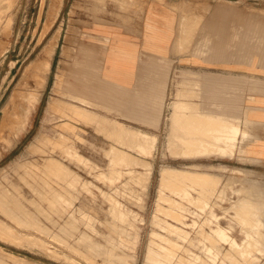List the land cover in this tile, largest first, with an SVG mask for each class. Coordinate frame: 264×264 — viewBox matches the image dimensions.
Masks as SVG:
<instances>
[{"label": "rangeland", "instance_id": "obj_1", "mask_svg": "<svg viewBox=\"0 0 264 264\" xmlns=\"http://www.w3.org/2000/svg\"><path fill=\"white\" fill-rule=\"evenodd\" d=\"M147 1L0 0V264H264L248 124L228 108L264 93V0H158L178 13L173 54L225 70L154 58L120 89L87 32ZM202 84L210 116L175 126Z\"/></svg>", "mask_w": 264, "mask_h": 264}, {"label": "crops", "instance_id": "obj_2", "mask_svg": "<svg viewBox=\"0 0 264 264\" xmlns=\"http://www.w3.org/2000/svg\"><path fill=\"white\" fill-rule=\"evenodd\" d=\"M177 23L178 13L170 5L158 0H148L134 23L105 24L88 31L87 35L93 37L91 45L97 50L99 76L117 88L133 89L143 78V74H148L142 66L148 69L153 65L154 58H168L198 75L208 74L210 68L225 70L219 64L210 67L209 61L201 57H178L173 54ZM180 58L182 61H179ZM193 88L186 90L188 94L176 101L177 106L183 108L185 113L171 111L170 116L177 127L187 124L195 115L198 118L206 116L207 119L210 116L208 87L202 84L201 87ZM257 90L259 89H254ZM261 90L264 91V87ZM231 91L238 92L242 89ZM245 93L241 102H229L228 108L236 115L235 109L240 106L241 116L248 124L244 129L248 137L242 145L241 154L253 163L240 169L251 175L248 177L252 182L249 188H252L255 198H258L257 202L261 203L264 202V93L247 94L248 89H245ZM195 94L197 97H192ZM218 107V110H222V105Z\"/></svg>", "mask_w": 264, "mask_h": 264}, {"label": "bare ground", "instance_id": "obj_3", "mask_svg": "<svg viewBox=\"0 0 264 264\" xmlns=\"http://www.w3.org/2000/svg\"><path fill=\"white\" fill-rule=\"evenodd\" d=\"M196 7H197V6H196ZM202 7H203V6H202ZM204 7H205V6H204ZM205 9H206V8H205ZM226 12H227V11H226ZM196 13H197V12H196ZM194 23H196V22H194ZM198 24H199V22H198ZM195 26H196V25H195ZM70 97H71V96H70ZM34 98H36V97H34ZM38 98H39V97H38ZM30 99H32V98H30ZM30 99H29V100H30ZM72 99H73V98H72ZM72 99H71V100H72ZM31 101H32V100H31ZM78 102H79V101H78ZM80 103H81V102H80ZM50 107H51L50 109H52V106H50ZM17 108H18V107H17ZM20 109H21V108H20ZM23 109H24V108H23ZM23 109H22V111H23ZM50 109H49V110H50ZM81 110H82V109H81ZM81 110H80V111H81ZM22 111H21V112H22ZM18 112H19V111H18ZM19 114H20V113H19ZM20 115H22V113H21ZM12 119H13V118H12ZM8 120H9V119H8ZM8 120H7V122H8ZM25 120H26V119H25ZM18 121H19V120H18ZM20 121H21V120H20ZM10 122H11V121H10ZM14 123H15V122H14ZM18 123H19V122H18ZM16 124H17V122H16ZM16 124H15V125H16ZM19 126H20V125H19ZM236 128H238V127H236ZM13 130H14V129H13ZM13 130H12V131H13ZM21 131H22V130H21ZM139 131H140V130H139ZM10 132H11V131H10ZM140 132H141V131H140ZM144 132H145V131H144ZM233 132L237 133V130L235 131V130L233 129ZM138 133H139V132H138ZM138 133H137V134H138ZM142 133H143V131H142ZM142 133H141L140 135H142ZM143 135H144V134H143ZM143 135H142V136H143ZM145 135H146V132H145ZM148 135H149V133H148ZM233 135H234V134H233ZM152 136H153V135H152ZM152 136H151V137H152ZM149 137H150V136H149ZM149 137H148V138H149ZM152 138H153V137H152ZM152 138H151V139H152ZM154 138H155V136H154ZM154 138H153L152 141L155 143V139H154ZM227 138L229 139V137H227ZM234 138H235V135H234ZM231 139H232V138H231ZM231 139H230V140H231ZM226 140H227V139H226ZM233 140H234V139H233ZM153 142H152V143H153ZM226 142H227V141H226ZM64 145H65V144H64ZM152 146H154V145L152 144ZM221 152H222L223 154H225V153H226V154H227V153H228V154H229V153H232L231 150H230V151H226V149H225V150H222ZM70 156H71V155H70ZM259 225H261V227H263V226H264V222H263V221H260ZM219 233L223 234L222 229H221V231H219ZM247 233H248V232L246 231V235H247ZM246 235H245V236H246ZM225 237H226V239H227L228 242H230L231 244H233V246H239V247H240V246H242V244H243V242H238L234 237H232V236H230V235L225 234ZM117 258L120 259V258H122V257H117ZM123 258H124V257H123ZM125 259H127V258H124V260H125ZM131 259H132V258H131ZM133 259H134V256H133ZM120 260H122V259H120ZM120 260H119V261L116 260V261H117V262H120ZM124 260H122V261H124ZM122 261H121V262H122ZM132 262H134V261H132ZM125 263H126V261H125L124 263L122 262V264H125ZM126 264H128V263H126Z\"/></svg>", "mask_w": 264, "mask_h": 264}]
</instances>
